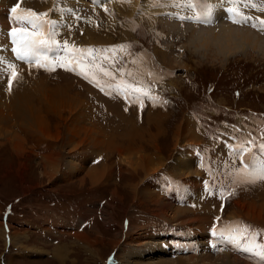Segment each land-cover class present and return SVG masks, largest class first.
Masks as SVG:
<instances>
[{
    "label": "rangeland",
    "instance_id": "rangeland-1",
    "mask_svg": "<svg viewBox=\"0 0 264 264\" xmlns=\"http://www.w3.org/2000/svg\"><path fill=\"white\" fill-rule=\"evenodd\" d=\"M201 1L0 0V264H264L244 250L249 240L264 244V180L256 174H222L212 155L215 139L226 146L241 141L246 160L250 153L264 160V54L254 42L223 58L234 46L227 28L220 27L204 30L217 47L193 55L187 42L199 28L189 33V26L223 21L202 14L196 21ZM219 1L216 11L222 15L224 0ZM229 1L236 11L264 20V0ZM17 4L55 22L56 43L42 49L54 70L36 68L12 52L10 30H31L13 18ZM165 19L176 28L165 27ZM249 23L244 26L263 40L264 30ZM126 40H132L134 53L123 47ZM73 56L87 66V79L67 63ZM13 71L17 78L8 91ZM127 84L159 97L157 108L140 97L147 101L139 108V121L119 110L106 91L118 87L130 95ZM23 108L32 126L20 121ZM95 153L99 160L90 163ZM143 156L147 160L141 162ZM157 174L168 176L161 188L153 179ZM140 218L147 225L181 227L189 234L186 254L171 258L159 239L150 241L154 246L148 243L136 226ZM68 223L81 226L80 232L63 235ZM214 226L243 231L245 239L234 248L213 237ZM145 245L149 253H159L146 256ZM37 248L44 257H34Z\"/></svg>",
    "mask_w": 264,
    "mask_h": 264
},
{
    "label": "snow or ice",
    "instance_id": "snow-or-ice-1",
    "mask_svg": "<svg viewBox=\"0 0 264 264\" xmlns=\"http://www.w3.org/2000/svg\"><path fill=\"white\" fill-rule=\"evenodd\" d=\"M255 7V5H253ZM229 12L235 13L234 8L228 9ZM12 16L15 20H18L29 27H21V28H12L8 33L9 37L12 40V52L15 54L16 58L21 61H26L30 64H34L36 68H43L48 71L54 70V67H49V57L45 54L42 49L47 50L50 45L56 43L54 37V21L42 19L45 14H37L31 10H20L19 4L14 6L11 9ZM204 16H208V13H204ZM185 19V18H181ZM197 20L201 18L198 16L196 17ZM246 19V18H245ZM204 23H210V20L201 21ZM233 23H238L236 20H232ZM260 27L264 30V20L259 21ZM253 27H257V25H253ZM64 49L68 50V45L65 43ZM71 51L76 53H81L84 50L79 48H73ZM89 53L92 49L87 50ZM57 64L60 67L64 68L66 65L63 61L57 60ZM68 64H75L76 67L81 69V74L85 76L87 79V73L85 71L86 65L84 64L83 60L79 57L73 56L71 59L67 61ZM9 68H12V65H8ZM75 70V68L69 69ZM104 75H108L107 72ZM17 78V74L15 71L9 76L8 79V91H11L12 84L14 80ZM126 90L131 93L137 94V101H140L141 96H147L149 100L153 101V106H155V102L159 99V97L152 95L148 90L138 87L132 84L125 85ZM143 104L141 102V108ZM261 149L264 150V144L261 145ZM256 176L260 180H264V166H261L260 170L256 173ZM254 183L255 180L249 181ZM223 195V193H221ZM213 237L220 238L224 243L230 244L234 248H239L241 246L242 240L245 239L243 231H231V230H224L219 229L217 230L216 227H213L212 230ZM211 247L215 250L216 244L213 243ZM245 251L254 252L256 256L260 257L261 261L264 262V244H256L253 241H248V247L244 249Z\"/></svg>",
    "mask_w": 264,
    "mask_h": 264
},
{
    "label": "bare ground",
    "instance_id": "bare-ground-1",
    "mask_svg": "<svg viewBox=\"0 0 264 264\" xmlns=\"http://www.w3.org/2000/svg\"><path fill=\"white\" fill-rule=\"evenodd\" d=\"M24 1L25 0H21V2H22V4L24 3ZM30 1V0H29ZM168 1V0H167ZM170 1V0H169ZM178 1V0H177ZM180 1V0H179ZM201 1V0H200ZM26 3V2H25ZM30 3V2H29ZM166 3V2H165ZM184 3H185V1H184ZM218 3H220V1L218 0H205V4H202V1L200 2V10H199V13H198V16L200 17L201 16V14H202V18H208L209 16H211L210 18H216L217 16L219 17L218 19H220V18H222V20L223 21H221V22H218L217 20V22H214V24H211L210 26H207L208 28H206V26H202V25H200L199 23L198 24H195L194 26H189V33H191V30H192V28H199V33L205 38V40L206 41H210V38L206 35V34H204V30H213V32H217L219 29H220V27H224V28H227L226 29V31L228 32L229 31V35H228V37L230 38V40H231V42L233 43H231L234 47H233V49L231 50L230 48L228 49V48H226V53H224L223 54V58L224 57H226V55H228L229 53H231V55H233L234 53H236L235 52V50L234 49H237L238 47H244V49H245V43L246 44H252V43H254V42H257V43H255L254 45L258 48V50L260 51V52H262L261 54H264V50H263V48H264V39L263 40H261V39H259V38H257L256 36H257V33L255 32V31H253V30H251V29H249V28H247V27H245L244 25H246L247 26V24H248V21H250L251 22V24L250 25H248V26H253L254 24L255 25H257V27H256V30H258L259 32H260V30H262L261 29V27H260V24H259V21L260 20H262L261 18H258V19H251V18H249V15H247V14H242V12L241 11H236L235 10V13H232V12H229L228 11V9H230V8H232V6H234L233 4H232V2L231 1H229V0H224V3L220 6V8H221V10H223V14L221 15V14H219L216 10L218 9V7H219V4ZM131 4V3H130ZM132 4L133 5H131V6H134V1H132ZM168 4V3H167ZM177 4H179L178 2H177ZM183 4V3H182ZM186 4V3H185ZM184 4V5H185ZM215 4H217V6H214ZM27 5V4H26ZM137 5V4H136ZM211 5L214 7L213 9L211 8ZM149 7V6H148ZM184 7H186V6H184ZM190 7V6H189ZM131 9V8H130ZM147 9V8H146ZM189 9V8H188ZM235 9V8H234ZM208 13V16H204V13ZM221 12V11H220ZM137 14V13H136ZM170 14V13H169ZM170 16H171V14H170ZM187 18V16L185 17V16H181L180 18H179V20H181V18ZM172 19L173 18H177V17H171ZM190 18V17H189ZM246 18V19H245ZM170 19V18H169ZM196 19V18H195ZM174 20V19H173ZM232 20H236V21H238V23H233L232 22ZM166 21H168V23H166ZM183 21H184V19H183ZM196 21H198L197 19H196ZM204 21V20H203ZM239 21H240V24H239ZM199 22V21H198ZM173 22L171 21V20H166L165 19V22H164V26L165 27H167L168 29H175L176 28V26H173V25H170V24H172ZM184 23V22H183ZM178 27H179V25H181V24H178L177 22L175 23ZM187 24V23H186ZM190 24V23H189ZM205 24V23H204ZM203 24V25H204ZM239 24V25H238ZM184 25H185V23H184ZM244 26V27H243ZM201 28V29H200ZM204 28V29H203ZM244 30L245 32H239V30ZM174 31V30H173ZM223 31V30H222ZM231 32H233V34L231 33ZM172 33V32H171ZM174 33H175V31H174ZM177 34H179V33H177ZM213 34V33H212ZM181 35V34H180ZM180 35H178V36H180ZM211 37L213 36V35H211V33L209 34ZM192 36V35H191ZM218 36V35H217ZM181 37V36H180ZM208 37V38H207ZM245 38V39H244ZM252 39H254V40H252ZM239 40H241V42L239 41ZM243 41V42H242ZM206 44H208V42H205V45ZM253 45V44H252ZM231 46V45H230ZM232 47V46H231ZM204 49H205V47H204ZM203 49V50H204ZM243 49V48H242ZM234 50V51H233ZM239 52H240V50H238ZM237 51V52H238ZM15 55V54H14ZM201 55V54H200ZM9 59V58H8ZM7 82H8V80H7ZM6 84H8V83H6ZM55 100V99H54ZM27 102V101H26ZM56 102H59V101H57L56 100ZM63 101H60L59 102V104H61ZM10 103V102H9ZM64 103H66V102H64ZM21 104H24V103H21ZM63 104V103H62ZM71 104V103H70ZM64 105V104H63ZM8 108L9 109H11L12 110V108H13V105L12 106H8ZM15 108V107H14ZM0 110H1V112L3 111V108L2 107H0ZM19 113V111L16 109V113ZM11 114H13V113H10L9 115L11 116ZM20 114V116H21V119L22 120H20V121H22V123H25V124H31L29 121L31 120V114H27V113H25L24 112V108H23V110H22V112L21 113H19ZM13 117V116H12ZM41 124V126H39V124L38 123H36V126H39L38 128L39 129H41V128H44V127H42V123H40ZM30 126H32V124L30 125ZM38 129V130H39ZM42 130V129H41ZM44 130V129H43ZM185 130V129H184ZM190 131V130H189ZM44 132V131H43ZM186 132H187V130H186ZM190 134H191V132H189ZM95 140V139H94ZM144 157V156H143ZM146 159V156L143 158V159H141L140 158V160H141V162L142 161H144ZM139 160V159H138ZM139 160V161H140ZM147 160V159H146ZM139 161H137V163L139 162ZM141 162L139 163L140 164V166H142L141 165ZM156 163V162H155ZM144 165L146 164L145 162L143 163ZM154 166V165H153ZM152 166V167H153ZM48 167H51L53 170L55 169L54 168V166H48ZM150 167V166H149ZM156 167V166H155ZM184 168V167H183ZM182 168V169H183ZM51 169V170H52ZM152 170H154V168L152 169ZM186 170V169H185ZM99 174L100 175V172H95V171H92V175H97V174ZM102 175V174H101ZM87 177V176H86ZM94 178H95V176H93ZM161 208H163V207H161ZM253 209V208H252ZM163 210V209H162ZM255 210V209H254ZM161 211V210H160ZM254 215V214H253ZM12 236V235H11ZM84 236V235H83ZM85 238V237H84ZM87 239V238H86ZM57 257V256H56ZM57 258H59V257H57ZM61 258H62V256H61Z\"/></svg>",
    "mask_w": 264,
    "mask_h": 264
},
{
    "label": "crops",
    "instance_id": "crops-1",
    "mask_svg": "<svg viewBox=\"0 0 264 264\" xmlns=\"http://www.w3.org/2000/svg\"><path fill=\"white\" fill-rule=\"evenodd\" d=\"M87 101V100H86ZM110 122H112L111 120H110ZM153 153H155V152H153ZM71 177V176H70ZM140 183H144V180H143V182L141 181ZM86 219H88V217L86 218ZM137 221H138V223H139V225H136V226H139L140 228H139V230L141 231V232H143L142 234L146 237L147 236V231H148V229H150V227H151V224L152 223H150V224H145L144 223V221H143V219L142 218H140V219H136ZM75 221L77 222V217L75 218ZM90 224L91 225H93V220L92 219H90ZM51 223H49V225H50ZM135 225V224H134ZM51 228H54V227H56V225L54 224V223H52L51 225ZM69 226V223H68V225H67V227ZM78 227H80L81 228V226H79V225H76V226H73L72 224H71V226H69L68 228H69V230H66V231H64V232H61L63 235H69L70 233H73V234H75V233H77V232H80V230L78 229ZM94 233H96L95 231H94ZM62 235V236H63ZM8 236H9V242H10V233H9V231H8ZM54 236H58L59 237V235H54ZM54 236H53V238H54ZM152 239V238H151ZM24 241V240H23ZM59 243V239L57 240V242L55 243V244H58ZM11 244H13V245H15V243H12V242H10V245ZM39 243H37L36 245H37V247H39V248H41L40 246L41 245H38ZM55 244H52L53 246L55 245ZM33 245H35V243H33ZM153 245V244H152ZM154 246V245H153ZM20 252H21V250H19ZM19 251L17 252V253H19ZM40 250L37 248V250H36V252H37V256H34V257H44V256H40V254H38V252H39ZM133 253H135V252H133ZM133 253H130V256L131 257H133L134 255H133ZM148 253H149V251H148V249H147V253H146V256L148 255ZM18 256H21L20 254L18 255ZM47 255H45V257H46ZM120 261H118V263H119ZM120 264H122V262L120 263Z\"/></svg>",
    "mask_w": 264,
    "mask_h": 264
},
{
    "label": "clouds",
    "instance_id": "clouds-1",
    "mask_svg": "<svg viewBox=\"0 0 264 264\" xmlns=\"http://www.w3.org/2000/svg\"><path fill=\"white\" fill-rule=\"evenodd\" d=\"M204 41L205 38L197 32L188 40L187 47L193 55H200L204 47H217L212 41H209L207 45H205Z\"/></svg>",
    "mask_w": 264,
    "mask_h": 264
},
{
    "label": "trees",
    "instance_id": "trees-1",
    "mask_svg": "<svg viewBox=\"0 0 264 264\" xmlns=\"http://www.w3.org/2000/svg\"><path fill=\"white\" fill-rule=\"evenodd\" d=\"M8 211H9V208H8ZM4 212V211H3ZM3 214V213H2ZM4 214H5V212H4Z\"/></svg>",
    "mask_w": 264,
    "mask_h": 264
}]
</instances>
